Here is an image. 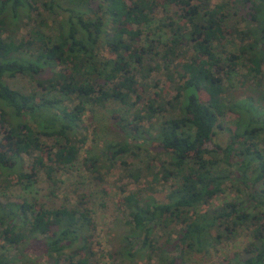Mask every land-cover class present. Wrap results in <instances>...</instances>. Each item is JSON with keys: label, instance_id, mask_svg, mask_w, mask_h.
<instances>
[{"label": "trees", "instance_id": "trees-1", "mask_svg": "<svg viewBox=\"0 0 264 264\" xmlns=\"http://www.w3.org/2000/svg\"><path fill=\"white\" fill-rule=\"evenodd\" d=\"M68 2L72 6H60L59 30L52 36L43 29L47 20L33 16L40 14V4L41 11L55 14L52 1L0 0V179L19 164L16 180L25 189L42 174L57 185L56 173L70 172L78 161L85 141L78 133L84 114L117 103L125 114L116 119L123 138L106 145L111 161L130 152L140 137L155 140L170 153L158 170L169 183L165 201L144 197L139 189H122L134 240L124 247L126 255L145 250L148 258L156 255L157 264H186L192 254L208 252L226 233L232 239L241 228L248 237L243 251L214 264H264V76L259 74L264 0H162L163 8H173L169 15L165 11L166 21L154 16L157 0ZM22 21L27 31L18 37ZM155 22L157 31L147 35ZM164 28L168 40H163ZM142 37L150 43L135 48L132 42ZM178 40L189 42L198 56L168 69L178 79L175 95L167 99L156 92L136 106L134 97L141 98L137 79L161 69L163 53L157 48L164 51ZM106 47L108 57L103 55ZM239 67L247 69L246 75L238 77ZM17 75L33 79L37 88L25 91L6 82ZM235 76L241 84L251 80V95L229 109L226 93ZM228 109L238 112L235 128L224 144L208 146ZM43 148L46 160L38 153ZM23 155L33 157L28 171ZM122 163L137 182L142 169ZM226 182L241 196L202 210ZM91 214L81 199L47 207L24 198L8 212L0 206V240L2 246L18 249L39 236L49 264H98L88 233ZM176 225L180 227L174 229ZM155 228L163 230L162 244L150 239ZM5 253L0 252V264L21 258L8 249Z\"/></svg>", "mask_w": 264, "mask_h": 264}, {"label": "rangeland", "instance_id": "rangeland-1", "mask_svg": "<svg viewBox=\"0 0 264 264\" xmlns=\"http://www.w3.org/2000/svg\"><path fill=\"white\" fill-rule=\"evenodd\" d=\"M47 1L53 2V13L55 14L41 11L40 4V14H33V16L36 15L39 19H46L47 25L43 27L44 31L47 34L56 36L59 30L58 21L61 19L58 12L61 11V7L72 6V4L70 5L68 0ZM211 1L213 3L220 0ZM94 3H92L93 6L96 5ZM162 3V0H157L154 16L158 20L164 19L166 21L167 18L165 16L172 13L173 8L171 6L163 8ZM165 11H168L167 15ZM30 24L32 25L33 21ZM156 25L157 23L155 22L149 30H146V34L152 36V31H157ZM226 30L230 33L233 31V29ZM26 31L27 29L22 21L15 35L21 37ZM161 33L163 34V40H168L170 33L166 31V28ZM3 35L6 36V33ZM149 43L150 41L145 39V37L132 42L133 46L139 49ZM157 50L163 53L158 58L161 69L151 71L145 79H137L135 88L141 94V98L136 100L134 97L136 106L146 103L149 96L160 91L167 99L173 97L176 93L178 79L176 76L169 74L167 72L168 69H171V65L174 62L183 59L190 60L198 56L194 48L186 40L170 41L164 51L160 47ZM103 55L105 57L111 55L107 47ZM239 69L238 77L246 75V68L239 67ZM259 71V74L264 76V64L259 67ZM47 76V72L41 75L42 79ZM5 80L17 89L27 91L37 88L36 82L26 76L6 77ZM250 85L251 80L241 84L237 77L232 79V83L228 85L230 88H228L226 93V97L231 101L228 105L229 109L233 108L235 100L251 95ZM201 98L207 99V94L201 92ZM229 109L220 117L223 127L216 129V134L208 143V146H213L215 142L224 144L230 135L229 131L235 128L238 112ZM121 114H124V109L117 103H107L105 108L96 109L95 112L88 110L84 114L83 123L78 133L85 135V141L81 144L78 161L70 172L58 171L56 173L57 185H50L46 181L44 174H42L35 184L25 189L16 180L19 164L5 171L0 179V206H3L4 210L8 212L14 202L21 201L24 198H35L37 205L43 204L47 207L72 203L81 199L92 212L93 225H89L88 233H92V238L95 242L94 247L98 264H157L156 255L148 258V252L145 250L139 253L137 251L134 256L126 255L124 251V247L131 245L130 242L134 240H132L131 227L128 223V212L123 202L124 193L122 189L126 191L139 189L144 197L148 196L158 202L165 201L169 183L162 181L158 170L159 162L161 160L168 161L170 153L165 149L163 150L155 140L140 137L137 145L133 146L130 152L125 153L119 159L111 161L106 153V145L109 142H117L123 138V134L118 131L116 126V119L118 120ZM144 125L148 127V122H144ZM150 133L154 135L155 131L152 130ZM38 153L46 160V149L43 148ZM90 158L94 161H90ZM22 160L25 164L24 169L28 171L29 169L27 168L32 163L33 157L23 155ZM122 161L131 163V170L142 169L141 177L137 182H134L127 175ZM240 193L229 182H226L224 191L215 196L205 206H202L201 209L216 208L227 199L238 198V196H241ZM3 227L0 224V230ZM179 227L180 225H176L174 229ZM15 234L17 235V231ZM161 235H163V230L155 228L150 233V239L152 238L162 244ZM229 238L226 233L223 239L209 248L208 252L192 254V259L186 264H214L226 256L232 257L241 253L248 241L246 232L241 228L237 230L236 236L232 237V239ZM4 243V241L0 240V252L5 255V249H8L10 255L21 257L18 258L19 260L16 263L12 262L10 264H22L24 261L25 264H49L44 245L39 236L25 240L18 246V249L2 246L5 245ZM118 252H121L120 256L117 254ZM19 253L22 256H19ZM173 253L175 254L176 251Z\"/></svg>", "mask_w": 264, "mask_h": 264}]
</instances>
